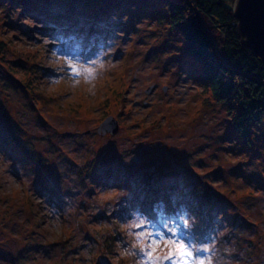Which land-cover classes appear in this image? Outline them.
I'll return each mask as SVG.
<instances>
[{"label": "rangeland", "instance_id": "374dc122", "mask_svg": "<svg viewBox=\"0 0 264 264\" xmlns=\"http://www.w3.org/2000/svg\"><path fill=\"white\" fill-rule=\"evenodd\" d=\"M201 69L162 0H0V264H264V114Z\"/></svg>", "mask_w": 264, "mask_h": 264}, {"label": "trees", "instance_id": "16d2710c", "mask_svg": "<svg viewBox=\"0 0 264 264\" xmlns=\"http://www.w3.org/2000/svg\"><path fill=\"white\" fill-rule=\"evenodd\" d=\"M162 1L187 55L201 62L207 87L227 106L240 137L250 141L251 126L264 114V60L242 43L234 16L237 0ZM147 191L144 200L150 201Z\"/></svg>", "mask_w": 264, "mask_h": 264}, {"label": "water", "instance_id": "95a60500", "mask_svg": "<svg viewBox=\"0 0 264 264\" xmlns=\"http://www.w3.org/2000/svg\"><path fill=\"white\" fill-rule=\"evenodd\" d=\"M234 16L242 43L264 60V0H237ZM119 129L113 116L107 117L99 130L116 133Z\"/></svg>", "mask_w": 264, "mask_h": 264}, {"label": "snow or ice", "instance_id": "6c2138e0", "mask_svg": "<svg viewBox=\"0 0 264 264\" xmlns=\"http://www.w3.org/2000/svg\"><path fill=\"white\" fill-rule=\"evenodd\" d=\"M73 70H76V66L75 65L73 66ZM88 71H91V69H88ZM144 223L145 222H142V223L134 225V226L143 228ZM169 231L174 232L175 229H169ZM154 232H155V230L154 231H141L139 233V235L141 237L147 236V237L152 239V245L153 246L146 250V255L149 258H152V259H154L155 256H156V248H155V246L159 243V240L155 238ZM160 235L163 236L164 233H161ZM169 243L175 244V250L170 252V253H161V255H175L178 252L181 257H184V256L190 257V256H192V252L188 250L187 245H185L182 241L180 243H178V244H176L174 241H169ZM200 264H204V262L200 261Z\"/></svg>", "mask_w": 264, "mask_h": 264}]
</instances>
